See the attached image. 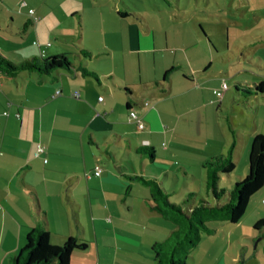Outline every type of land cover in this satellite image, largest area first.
Instances as JSON below:
<instances>
[{"label":"crops","instance_id":"obj_1","mask_svg":"<svg viewBox=\"0 0 264 264\" xmlns=\"http://www.w3.org/2000/svg\"><path fill=\"white\" fill-rule=\"evenodd\" d=\"M4 6L0 0V21L3 11L16 16ZM27 7L24 3L21 8ZM28 11L27 21L21 16L25 34L36 24ZM11 23L15 25L13 19ZM185 34L167 36L162 46L149 24L134 19L127 33L111 42L124 51L128 46L119 60L104 34L94 42L105 51L98 57H106L105 67L90 68L82 55H76L78 64L72 63L96 71L99 80L67 70L52 75L0 72V264H12L28 231L44 220L52 245L62 246L69 237L89 243L87 250L72 253L70 264H157L153 247L176 227L152 210L153 190L137 176L156 180L170 199L182 195V202L197 194L215 204L207 192L204 163L228 154L233 141L221 126L218 133L209 125V115L206 130L194 133L191 128L192 116L212 113L222 99L214 94L220 85L210 75L209 49ZM79 45L81 50L88 47ZM196 45L202 48L197 54ZM39 49L45 50L42 45ZM45 54L70 55L64 43L49 44ZM150 56L151 70L144 66ZM111 58L117 61L114 66L109 65ZM130 110L143 120L144 130L130 121ZM239 145L236 141L235 167L227 175L231 185L248 174L246 165L235 175L241 166L236 153L244 148ZM39 147L44 148L41 154ZM144 149H153V156ZM246 157L248 163L249 151ZM97 167L102 168L100 176L95 175ZM224 178L221 174L219 186ZM262 208L264 187L251 198L240 223L211 222L216 232L202 236L189 263L264 264V229H255L264 220ZM232 225L254 229H230Z\"/></svg>","mask_w":264,"mask_h":264},{"label":"rangeland","instance_id":"obj_2","mask_svg":"<svg viewBox=\"0 0 264 264\" xmlns=\"http://www.w3.org/2000/svg\"><path fill=\"white\" fill-rule=\"evenodd\" d=\"M24 3L28 7L22 10ZM3 4L16 16L11 17L6 11L1 13L0 50L7 52L9 58H6L16 64L22 58L42 56L39 45L47 52L48 45L53 43H64L66 52L70 54L67 56L69 62L77 63L76 55H82L81 49H78L82 43L97 57L87 60L92 65L90 68L96 70L95 67L99 65L105 67L106 57L98 59L105 51L94 40L107 34L109 45L115 50V59L119 60L127 52L128 46L124 51L120 44L111 42L126 34L131 21L137 18H142L151 26L157 38L161 39L162 46H166L167 36L175 37L179 32L186 33L188 37L194 36L195 43L199 44V40L200 45L205 46L203 49L210 51L212 80L219 82L218 89L225 82L228 91L221 103L214 104L212 113L206 111L192 116L191 128L194 133L206 130L205 116L209 115V125L214 126L218 133L217 127L221 126L233 142L231 128L235 129V140L240 148L244 147L236 153L241 156L237 157L238 161L241 160V166L235 175L248 165L246 156L252 135L256 132L264 135V95H253L251 90L256 83L264 80V0H3ZM30 8L40 21L25 34V21L21 16L25 15L27 21ZM118 12L127 13L129 17L123 19ZM11 18L15 25H12ZM168 46L176 49L175 43L170 42ZM29 47H33L35 53ZM200 49L201 46L196 45L193 52L197 54ZM43 56L53 57L48 54ZM116 60L109 59V65L114 66ZM144 66L151 70L152 56L145 60ZM216 140L223 144L220 134H217ZM134 157L139 159L140 156ZM224 179L220 188L232 191L236 181L231 185L227 175ZM170 189L168 187L167 190ZM181 196H172L170 200L179 204ZM230 229H254V226L242 228L241 225H232Z\"/></svg>","mask_w":264,"mask_h":264},{"label":"trees","instance_id":"obj_3","mask_svg":"<svg viewBox=\"0 0 264 264\" xmlns=\"http://www.w3.org/2000/svg\"><path fill=\"white\" fill-rule=\"evenodd\" d=\"M118 14L122 17L128 16L123 12ZM81 52L83 59H92L91 51L82 49ZM60 70H67L71 73L79 72L83 77L99 80L96 71L72 65L66 55L50 58L33 57L22 59L16 64L0 54V72L4 74L16 76L25 72H37L42 75H52ZM173 70L166 72V79ZM251 90L253 95H264V80L256 83ZM231 130L234 142L228 154L219 155L204 163L208 171L207 192L216 204H212L197 194H189L178 204L170 200L167 192L156 180L135 177L153 190L150 200L152 210L166 215L176 227L165 242L153 247L157 264H190V255L198 246L202 236L216 232L217 228L211 222L240 223L246 214L251 198L264 187V135L255 134L252 136L249 149L247 176L238 180L232 191L220 188V175L230 174L235 167L234 153L237 138L235 129L231 128ZM143 153L153 156V149H144ZM197 196L200 198L196 203ZM46 225L44 220L42 224L28 231L25 245L12 257V264H70L74 251L88 249V242L73 237L67 238L62 246L52 245ZM255 229H264V220L258 222ZM244 261L237 264H242Z\"/></svg>","mask_w":264,"mask_h":264},{"label":"built area","instance_id":"obj_4","mask_svg":"<svg viewBox=\"0 0 264 264\" xmlns=\"http://www.w3.org/2000/svg\"><path fill=\"white\" fill-rule=\"evenodd\" d=\"M28 12H29V15L32 17V21L34 23H37L40 20L37 16H35V11L33 9H30ZM44 54H45V50L42 51V56ZM227 91H228V86L224 82L220 89H217L214 91V94L217 98H219L221 100V99H223V97ZM57 94L60 95L61 91H57ZM76 96L78 97L77 94H76ZM100 100L102 101L103 98H101ZM8 105L11 106V103H9ZM4 115L7 116L8 112H5ZM17 117H19V115H17ZM130 121L136 124L138 130L142 131L145 129V124H144L143 120L139 117V115L135 111L130 112ZM43 152H44V148L39 147L38 148V154H41ZM101 174H102V168L97 167L96 171H95V175L100 176Z\"/></svg>","mask_w":264,"mask_h":264}]
</instances>
